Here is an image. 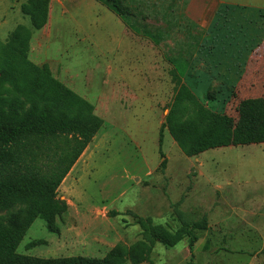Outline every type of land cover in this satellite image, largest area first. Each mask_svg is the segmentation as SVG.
Returning <instances> with one entry per match:
<instances>
[{
    "label": "rangeland",
    "instance_id": "374dc122",
    "mask_svg": "<svg viewBox=\"0 0 264 264\" xmlns=\"http://www.w3.org/2000/svg\"><path fill=\"white\" fill-rule=\"evenodd\" d=\"M28 1L0 0V45L19 26L28 29V60L47 65L104 124L58 190L69 206L57 219L60 233L38 219L18 253L103 259L118 244L146 242L140 217L172 233L200 226L191 231L196 264H264V69L247 71L264 67V59L246 63L253 51L264 55V13L223 6L211 30L192 32L210 63L209 88L218 92L211 94L222 101L227 95L219 88L232 96L238 85L222 112L225 100L194 96L173 78L172 43L157 46L138 36L95 0H50L48 24L36 31L21 11ZM221 1L264 6V0ZM147 14L149 25L165 28ZM248 141L255 144L239 145ZM35 241L43 244L26 248ZM191 241L190 235L169 249L155 243L152 264H188Z\"/></svg>",
    "mask_w": 264,
    "mask_h": 264
},
{
    "label": "trees",
    "instance_id": "16d2710c",
    "mask_svg": "<svg viewBox=\"0 0 264 264\" xmlns=\"http://www.w3.org/2000/svg\"><path fill=\"white\" fill-rule=\"evenodd\" d=\"M95 1L128 23L138 36L157 46L172 43L169 61L176 70L173 78L176 81L183 79L187 88L192 90L190 82L198 79L194 58L199 49V45L197 48L194 46L197 41L192 43L190 40L194 27L189 24L183 26L165 16V28H155L147 23L149 17L142 6L134 12L126 0ZM21 11L30 18L33 29L41 31L48 24L50 0H29L22 5ZM30 34L28 29L19 26L9 42L0 45V213H7L0 216V264H152L155 243L168 249L175 248L190 235L192 259L188 264H196L193 247L198 238L191 231L198 230L200 226L184 227L172 233L165 228L154 227L150 219L140 217L137 225L146 242L131 249L118 244L103 259H44L18 253L38 219L46 223L49 232L60 233L57 219L68 213L69 206L58 198V190L104 124L94 114L92 104L54 78L47 65L39 67L28 60L26 50ZM258 57L264 59V55L258 54L254 59L261 61ZM209 65L206 60L204 69L209 70ZM242 81L240 79L239 82ZM237 86L231 88L235 95ZM220 89L223 95H227L225 99L219 101L218 92L209 88L208 100L220 104L225 100L221 108L225 112V106L235 95ZM164 127L159 139L161 158H164ZM250 143L255 144L248 141L239 145ZM162 165L165 166V161ZM40 244L43 241L31 242L26 248L30 250Z\"/></svg>",
    "mask_w": 264,
    "mask_h": 264
},
{
    "label": "crops",
    "instance_id": "0c3cea01",
    "mask_svg": "<svg viewBox=\"0 0 264 264\" xmlns=\"http://www.w3.org/2000/svg\"><path fill=\"white\" fill-rule=\"evenodd\" d=\"M132 2L128 5L131 8H137L142 6L149 12V16L154 19L164 20L167 18L174 19L179 21L183 26L189 24L193 28V31H209L216 24L217 19V10L227 6L230 8H236L238 11L243 13L249 12L254 14L264 13V6L254 5V4H240L236 6L227 5L221 0H128ZM181 5V7H179ZM166 16V17H165ZM202 43L206 39H201ZM202 49H198V53L195 55V73L198 75V79L192 80L189 87L192 89L191 93L194 95L195 92L199 97H204L207 95L206 91L209 89V74L207 73L206 68L204 69V64L207 60L205 55L200 54ZM255 56L251 55L246 62L248 64L254 65L257 59H254ZM223 56L220 57L222 63ZM232 60V59H231ZM261 64V63H260ZM263 66L254 67L248 66L247 71H260L263 70ZM220 88L223 89L221 86ZM219 88V89H220ZM190 90V89H189ZM195 91V92H194ZM195 94V95H196ZM194 95V96H195ZM201 101V100H199Z\"/></svg>",
    "mask_w": 264,
    "mask_h": 264
}]
</instances>
